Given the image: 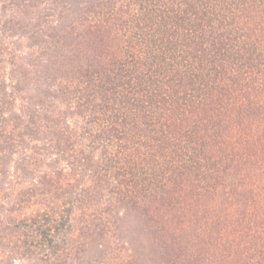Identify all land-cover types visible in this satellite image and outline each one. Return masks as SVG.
<instances>
[{
	"label": "trees",
	"instance_id": "obj_1",
	"mask_svg": "<svg viewBox=\"0 0 264 264\" xmlns=\"http://www.w3.org/2000/svg\"><path fill=\"white\" fill-rule=\"evenodd\" d=\"M2 1L0 258L95 207L111 264H264V0H55L43 45Z\"/></svg>",
	"mask_w": 264,
	"mask_h": 264
},
{
	"label": "rangeland",
	"instance_id": "obj_2",
	"mask_svg": "<svg viewBox=\"0 0 264 264\" xmlns=\"http://www.w3.org/2000/svg\"><path fill=\"white\" fill-rule=\"evenodd\" d=\"M35 1L36 4L44 5L45 8H42L39 16H35V18H29V10L32 8L35 9L39 8L38 5H33L32 3ZM55 0H3L1 2V6L3 10L7 11V19L11 20L10 18L19 15L20 10H25L26 12L23 15L19 16V19L16 18V21H9L8 27L9 31L19 36L25 30L31 31L34 34V40L39 43V45H43L48 41L51 35L50 29H40L43 26V22L46 20L51 19L53 5ZM30 5V6H29ZM28 7H31L28 8ZM41 7V6H40ZM37 17V18H36ZM22 21V24H25L24 29H19V22ZM21 23V22H20ZM42 28V27H41ZM36 33V34H35ZM0 67L1 64H0ZM1 69V68H0ZM3 71V70H0ZM41 89L45 90V85L40 87ZM12 169V167L10 168ZM39 206V205H38ZM42 206V205H41ZM36 207V206H35ZM44 207V206H42ZM105 206L102 207V209ZM99 208L95 207H84L80 208L76 212L74 224V230L72 231L71 239L67 241L68 250L64 252L63 255H58L54 259L53 262H49V264H111L112 259L119 257L120 252H118L117 248V241H115L114 236H112L111 232L103 231L101 233L98 232V229L95 231L93 228L95 224H97L98 219H93L91 214H95L99 211ZM16 213H14L15 215ZM92 230L94 231L92 233ZM11 239H15L14 235H11ZM107 246V249L111 250V258L105 260L104 255L102 254L101 249ZM5 252H8V249H4ZM67 252V253H66ZM12 253V252H11ZM11 253L6 254L3 259L0 258L1 264H22L24 259L21 260L20 258H16L15 254L11 255ZM17 253V252H13ZM12 261V263H11Z\"/></svg>",
	"mask_w": 264,
	"mask_h": 264
}]
</instances>
